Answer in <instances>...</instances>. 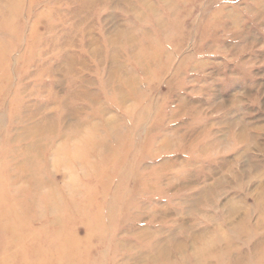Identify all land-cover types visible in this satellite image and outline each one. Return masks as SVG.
I'll list each match as a JSON object with an SVG mask.
<instances>
[{"label": "rangeland", "instance_id": "obj_1", "mask_svg": "<svg viewBox=\"0 0 264 264\" xmlns=\"http://www.w3.org/2000/svg\"><path fill=\"white\" fill-rule=\"evenodd\" d=\"M72 253L264 264V0H0V264Z\"/></svg>", "mask_w": 264, "mask_h": 264}, {"label": "bare ground", "instance_id": "obj_2", "mask_svg": "<svg viewBox=\"0 0 264 264\" xmlns=\"http://www.w3.org/2000/svg\"><path fill=\"white\" fill-rule=\"evenodd\" d=\"M13 224L19 226V223H18V222H14V221H13ZM23 224H26V222H23ZM23 224H22V225H23ZM10 228H11V227H10ZM28 229H30V228H28ZM29 231L31 232L32 236L35 235V232L33 231V229H32V230H29ZM65 244H68V243H67V240H66V239L61 240L60 243H59L60 248H59L58 251H61L62 249L64 250V248H65V247H64ZM59 245L57 246V248L59 247ZM57 248H56V249H57ZM64 257L66 258V259H64V260H66V262L70 264V263L74 260L75 255H74V253H72L71 255L69 254L68 257H67L66 255H64ZM72 259H73V260H72ZM23 261H24V260H23Z\"/></svg>", "mask_w": 264, "mask_h": 264}]
</instances>
